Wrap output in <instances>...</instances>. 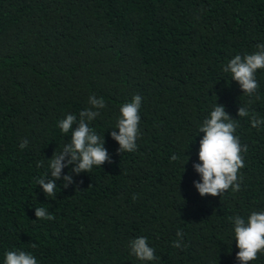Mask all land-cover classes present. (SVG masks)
<instances>
[{
	"label": "trees",
	"instance_id": "16d2710c",
	"mask_svg": "<svg viewBox=\"0 0 264 264\" xmlns=\"http://www.w3.org/2000/svg\"><path fill=\"white\" fill-rule=\"evenodd\" d=\"M257 44L264 0H0V264L8 250L38 264H240L230 217L264 210V123L252 127L237 109L264 121V69L252 96L223 69ZM92 95L107 105L90 127L112 163L88 173L73 163L52 178L48 161L71 140L59 121L79 119ZM134 95L141 134L119 153L110 133ZM216 103L238 121L245 166L239 191L201 196L197 132ZM46 173L54 197L36 184ZM36 207L54 219H37ZM140 236L157 259L131 254Z\"/></svg>",
	"mask_w": 264,
	"mask_h": 264
},
{
	"label": "clouds",
	"instance_id": "9594fccd",
	"mask_svg": "<svg viewBox=\"0 0 264 264\" xmlns=\"http://www.w3.org/2000/svg\"><path fill=\"white\" fill-rule=\"evenodd\" d=\"M257 51L251 54H237L231 58L225 72L231 73V79L238 82L243 93L252 96L259 88L256 79L258 69H264V44H257ZM142 97L134 95L129 102H124L119 107V116L116 120L117 131L110 133L111 137L118 142L117 151L133 152L137 148L136 141L140 136L139 109L141 107ZM251 103V101H249ZM91 107L82 110L79 113V119L76 115L67 114L65 118L59 121L61 132L67 134L71 130L70 143L64 145L63 149L51 156L48 161V168L52 178H60L61 170L70 164H75L71 168L72 172H89L93 166H101L105 161L112 163L108 157L107 150L104 148V139L98 135L90 122L100 116V109L107 107L103 98H97L95 95L89 97ZM238 117H249L252 127H258L264 121L257 117L254 111L246 107L237 109ZM78 126L73 129V124ZM239 127L238 121L232 118L224 108V105L217 104L210 111L207 118L198 127V133H203L199 140L198 159L199 163L192 166L200 175L199 182L193 181L195 188L201 196L209 194L211 196H220L230 188L233 191L240 190L239 181L242 179L239 172L243 168L244 159L242 153L247 152V145H241L240 138L236 135ZM28 141L23 140L20 148L27 146ZM67 156V159L65 157ZM170 159L175 161L177 156L173 154ZM189 157L183 164L188 161ZM38 167H43V162L37 163ZM45 175L39 177L36 184H39L45 194L54 197L57 192V185L54 179H48L45 182ZM63 187H67L72 182V177L65 175L63 177ZM35 217L37 219H54L53 215L44 207L35 208ZM233 222V234L236 247V258L240 264H249L256 260L259 253H264V210L252 211L247 219L240 215L230 217ZM182 231H177V237H182ZM131 254L140 261H153L157 259L155 250L148 244V238L144 236L137 237L129 242ZM32 247H36L35 244ZM173 247L181 248L183 245L180 240L173 242ZM4 264H38L36 257L24 250H8L4 254Z\"/></svg>",
	"mask_w": 264,
	"mask_h": 264
}]
</instances>
